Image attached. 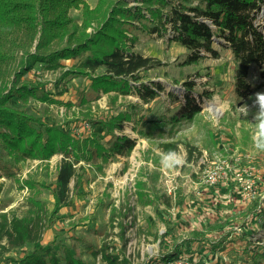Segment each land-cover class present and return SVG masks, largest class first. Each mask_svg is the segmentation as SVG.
Wrapping results in <instances>:
<instances>
[{
  "label": "trees",
  "instance_id": "16d2710c",
  "mask_svg": "<svg viewBox=\"0 0 264 264\" xmlns=\"http://www.w3.org/2000/svg\"><path fill=\"white\" fill-rule=\"evenodd\" d=\"M135 2L130 6L127 0H97L95 7L89 9L85 0H0V169L6 175H13V166L27 159L48 160L54 154L62 155L54 187L50 190L42 185L51 194L50 208L35 191L26 198L23 203L25 211L20 215L12 211L0 213V264L4 260H10L11 264H96L97 260L100 264H130L122 225L123 218L130 211L127 206L122 209L111 207L107 222L100 229L106 231L117 227L115 235L121 241L119 247L111 239L106 241L112 234L106 231L105 239L98 246L91 242L84 246L82 253H88L92 261L83 259L74 247L63 242L55 239L43 242V233L59 218L60 209L68 205L73 195L81 194L77 193L81 185L77 163H106L116 156H129L136 138L116 133L123 132L124 123L138 119H135L136 114L119 109L113 115L107 114L106 118H87L84 122H88L92 129L78 137L67 128L44 121L30 109L29 100L49 104L56 101L49 96L43 83L28 80V74L36 64L43 70L53 71L63 66L61 60L78 57L80 65L67 68L60 78L70 81L76 76H88L92 95L89 99L96 98L99 92L112 91V101L118 96L136 95L146 104L159 97L163 87L156 82H142L145 72L160 64L134 50V32L142 30L147 36L165 37L179 44L185 50L183 65L196 64L208 56L217 58L219 52L215 44L227 51L234 63L231 92L237 102L252 95L257 86L264 87V0ZM72 9H82L83 18L79 25L69 15ZM89 27L91 32L87 31ZM31 47L33 52H29ZM18 51L24 56L18 62L17 70H10ZM193 85L192 81L183 82L182 101L169 93L172 101H179L176 112L169 114L166 111L159 117L142 121L140 127H132L137 135L163 138L166 132L171 137L174 131L190 124L201 110L200 103L190 95ZM196 95L202 97L201 93ZM89 99L81 97V104ZM60 103L71 106L70 102ZM166 126L167 131L164 130ZM179 143L178 140L163 141L159 146L167 151L175 149ZM185 145L187 161L190 162L194 153L199 155L200 151L196 152V147L188 143ZM156 180L157 175L136 183L137 201L151 203L146 190ZM26 183L33 189V183ZM228 183L227 188H232V180ZM162 198L163 204H170L166 194ZM254 211L257 213L251 220L258 221L261 216V226L264 227V209ZM233 220L230 217L216 220L205 233L229 229ZM165 232L168 235L170 230ZM205 233L199 239L201 243L214 244L210 247L212 251L222 246L212 242ZM242 234V254L250 257L252 264L264 260V247L249 252L251 241L246 239L249 231ZM183 246L177 245L172 251L162 252L161 260L168 263L183 252L189 253L190 250ZM23 249V254L16 259L4 257L6 253ZM200 250V254L206 256L203 247Z\"/></svg>",
  "mask_w": 264,
  "mask_h": 264
},
{
  "label": "rangeland",
  "instance_id": "374dc122",
  "mask_svg": "<svg viewBox=\"0 0 264 264\" xmlns=\"http://www.w3.org/2000/svg\"><path fill=\"white\" fill-rule=\"evenodd\" d=\"M127 1L130 6L136 4L135 0ZM85 2L89 9H93L97 0ZM69 15L74 23L78 25L81 23L82 9H72ZM87 31L91 32L92 28H87ZM134 33L136 35L134 50L160 63L143 73V83L156 82L163 87L159 97L149 103H142L136 95L118 96L112 101L114 96L112 91L99 92L96 98L89 99L91 92L88 76H76L70 81L60 78L61 73L67 68L80 65L81 59L78 57L61 60L63 66L53 71L43 70L36 64L28 74V80L43 83L44 88L50 93L49 96L56 101L49 104L30 99L28 102L30 109L44 121L69 129L75 137L87 134L92 129L90 127L82 131V125L87 118H106L107 114L113 115L118 109L130 111L136 114L135 119H138L124 123L123 132L116 133L136 138L129 156H116L114 160L106 163L90 164L85 161L77 163L76 167H80L78 176L81 183L77 193L81 194L76 197L73 195L68 205L60 209L59 218L43 233V242L51 239L63 242L69 247H74L83 259L92 261L88 253H82L85 251L84 246L90 242L98 246L105 239L106 231L112 232L106 241L111 239L112 243L119 247L121 241L115 235L118 232L117 227L106 231L100 229L107 222L111 207L122 209L127 206L130 211L123 218L122 225L125 228L126 256L130 264H252L250 257L242 254L244 238L241 235L249 231V234H246V239L251 241V245L248 246L249 252L258 250L259 246L264 247L261 216L258 221L251 220L257 213L254 209L259 211L264 209V152L255 150L251 139L252 128L249 125L253 122V114L256 111L253 106L255 94L264 92V87L257 86L252 95L237 102L231 92L233 59L227 51L221 50L219 45H214L219 52L217 58L208 56L196 64L183 65L185 50L179 44L170 42L165 37L147 36L142 30ZM29 52H33V47L29 48ZM23 56L21 51L16 53L10 70H17L18 62ZM10 77L12 78V75ZM184 81L194 83L190 95L200 103V112L190 124L184 125L179 131H174L171 137H168L166 132L163 138L139 137L132 127H140L142 121L159 117L166 111H169V114L176 112L179 101H172L168 94L171 93L182 101L185 93ZM204 92L209 93L208 96ZM196 93H201L202 97L198 98ZM81 97H87L88 102L81 104ZM60 102H70L71 106ZM243 105L250 109L247 117L241 115L238 110ZM167 129L168 126L164 128L165 131ZM108 138L106 136V140ZM172 140H178L179 145L184 147L185 143H188L196 147V152L200 151L199 155L194 153L192 160L176 172L165 170L160 163L159 144ZM61 158V154H54L48 160L27 159L13 166V175H6L0 169V213L12 211L20 215L25 211L23 203L26 198L35 191L39 198L47 201L50 208L51 194L43 186L50 190L54 187L56 169ZM219 159H225L229 164L226 181L232 180L234 183L233 193L238 192L243 203L248 205L235 207L237 214L231 228L223 230V234H212L218 245L222 244L223 249L219 247L212 254L207 252L206 256L202 257L196 254V250L193 253L183 252L173 261L164 262L161 260V253L184 244L187 236L184 234L171 240L175 236L176 211L172 213L167 205H163L162 196L168 187L175 186L177 198L192 196L193 200L200 203L202 200L200 201L199 197L203 196L201 192L203 189L210 187L218 190L219 185L225 182L218 181L214 185L203 183L207 172ZM235 173H239L240 180L234 178ZM155 175L157 180L155 183L151 182L154 183L153 186L146 190L151 196V203L142 204L136 200V183L146 181L149 177L153 179ZM26 181L33 183V189H30ZM70 185L72 186V183ZM212 189L214 196H211V199L214 197L216 200L225 201ZM246 193L247 196L244 197ZM228 196L233 197L232 194ZM213 202L210 201V204ZM106 227L108 228L107 225ZM167 230H170L168 235L165 234ZM226 234L228 235L225 236ZM236 237L241 240L236 241ZM209 238L214 239L211 236ZM184 247L187 249L190 245ZM216 247L217 245L214 246ZM23 251L24 249L6 253L4 257L16 259ZM257 261L256 264H264V260ZM2 264H11V261L4 260ZM96 264H100L98 260Z\"/></svg>",
  "mask_w": 264,
  "mask_h": 264
},
{
  "label": "crops",
  "instance_id": "0c3cea01",
  "mask_svg": "<svg viewBox=\"0 0 264 264\" xmlns=\"http://www.w3.org/2000/svg\"><path fill=\"white\" fill-rule=\"evenodd\" d=\"M228 184H229L228 181L221 183L218 187V190L217 188L212 189L210 187L208 188L206 187L205 190L203 189L201 191L203 196L201 198L199 197V200L200 201L202 200L200 203L196 202L195 199L193 200L192 196L177 198L176 190H175V195L173 197L168 196L165 193L170 198V204L167 205L169 210H171L172 213L176 211V213H174L176 214L175 215L176 217L174 219H175V224L176 223L177 224L174 230L175 236L173 237L176 238L177 236L180 237L186 234L187 238H185V242L183 245L184 246L190 245V248L187 247L190 250L189 253H193L196 250V254L198 253L199 256L202 257V254H200L201 253L200 249L203 247V250H202L203 252L205 253L208 252L212 254L213 251L211 250V248L213 247L214 244H210V242L201 243L199 239L202 233L204 234L206 232L207 227L216 220L220 221L221 219H224L225 217H230L235 220L236 214H237L235 211V207L240 206V205L241 206L243 205V207H245L246 205H248V203H243V200H241V198L239 197L238 192L233 193V189L235 186H233L232 188H227ZM211 189L214 190V192H216V194L219 197L225 199V201L216 200L214 197L211 199V196H214ZM230 194H232L233 197L228 196ZM212 200L214 202L213 204H210V201ZM207 205H209V208H207ZM225 206H227V208ZM245 210H247V207ZM222 231H223L222 229H219L216 232L205 233V234L208 237L211 236V238H214L211 241L218 244L217 240H215V237L212 234H215V233L223 234ZM188 239H191L192 241H187ZM235 239L236 241H238L237 237ZM205 243H208V245L206 246L200 245V244H205ZM208 246H209V249H207ZM165 251H168V250H165ZM205 259L207 260L208 257H206ZM219 262L220 261L218 260L217 263Z\"/></svg>",
  "mask_w": 264,
  "mask_h": 264
},
{
  "label": "clouds",
  "instance_id": "9594fccd",
  "mask_svg": "<svg viewBox=\"0 0 264 264\" xmlns=\"http://www.w3.org/2000/svg\"><path fill=\"white\" fill-rule=\"evenodd\" d=\"M253 106L256 108L253 114V122L249 123L252 128V143L258 152H264V92L256 93ZM241 115L247 117L250 109L247 105L238 108ZM188 149L178 145L175 149L160 150V163L162 167L171 172L179 171L187 161Z\"/></svg>",
  "mask_w": 264,
  "mask_h": 264
},
{
  "label": "built area",
  "instance_id": "2783aa9c",
  "mask_svg": "<svg viewBox=\"0 0 264 264\" xmlns=\"http://www.w3.org/2000/svg\"><path fill=\"white\" fill-rule=\"evenodd\" d=\"M90 128V125L88 122H84V124L82 125V131L84 130H88ZM229 164L227 163V161L225 159H219L217 162L214 163L213 168L207 172L203 183L206 185H214L217 184L218 181L219 182H223L227 180V170H229ZM234 178H236L237 180H240L239 178V173H235L234 174ZM175 190L176 187L175 186H170L166 189V194L168 196H174L175 195ZM247 196V193L244 195V197ZM251 197L253 198V195H251Z\"/></svg>",
  "mask_w": 264,
  "mask_h": 264
}]
</instances>
